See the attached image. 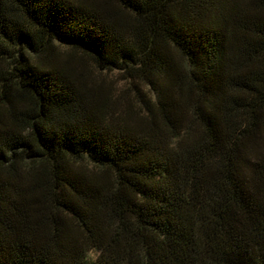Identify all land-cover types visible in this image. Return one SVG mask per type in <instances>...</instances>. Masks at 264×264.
<instances>
[{
    "label": "trees",
    "instance_id": "16d2710c",
    "mask_svg": "<svg viewBox=\"0 0 264 264\" xmlns=\"http://www.w3.org/2000/svg\"><path fill=\"white\" fill-rule=\"evenodd\" d=\"M0 264H264V0H0Z\"/></svg>",
    "mask_w": 264,
    "mask_h": 264
},
{
    "label": "rangeland",
    "instance_id": "374dc122",
    "mask_svg": "<svg viewBox=\"0 0 264 264\" xmlns=\"http://www.w3.org/2000/svg\"><path fill=\"white\" fill-rule=\"evenodd\" d=\"M61 51L64 52L63 54H66V57L68 59H72L73 61L80 62L83 67L89 71L88 73L90 76L97 82L102 83L103 85H106L107 87H111V90L113 94H119L120 90L125 88L127 86V83L122 80V76L119 72L113 71V72H107V71H97L94 66L90 63L85 61V59H81L80 56H69L71 54H68V49L61 47ZM72 57V58H70Z\"/></svg>",
    "mask_w": 264,
    "mask_h": 264
}]
</instances>
